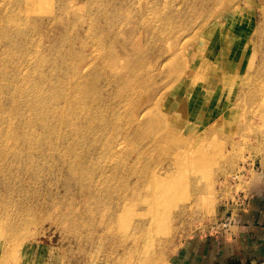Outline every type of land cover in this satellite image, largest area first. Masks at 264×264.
<instances>
[{"label":"rangeland","instance_id":"374dc122","mask_svg":"<svg viewBox=\"0 0 264 264\" xmlns=\"http://www.w3.org/2000/svg\"><path fill=\"white\" fill-rule=\"evenodd\" d=\"M255 190L264 0H0V264H189Z\"/></svg>","mask_w":264,"mask_h":264},{"label":"crops","instance_id":"0c3cea01","mask_svg":"<svg viewBox=\"0 0 264 264\" xmlns=\"http://www.w3.org/2000/svg\"><path fill=\"white\" fill-rule=\"evenodd\" d=\"M256 190L238 237L214 236L191 244L184 252L189 264H264V193Z\"/></svg>","mask_w":264,"mask_h":264}]
</instances>
